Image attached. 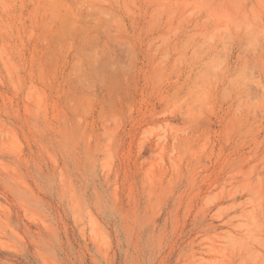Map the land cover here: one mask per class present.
Instances as JSON below:
<instances>
[{"label":"rangeland","instance_id":"obj_1","mask_svg":"<svg viewBox=\"0 0 264 264\" xmlns=\"http://www.w3.org/2000/svg\"><path fill=\"white\" fill-rule=\"evenodd\" d=\"M0 264H264V0H0Z\"/></svg>","mask_w":264,"mask_h":264}]
</instances>
